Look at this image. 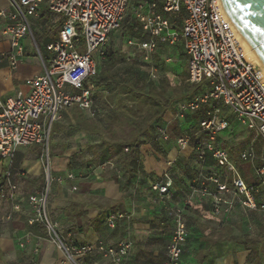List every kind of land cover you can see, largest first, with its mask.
<instances>
[{"label":"built area","instance_id":"built-area-1","mask_svg":"<svg viewBox=\"0 0 264 264\" xmlns=\"http://www.w3.org/2000/svg\"><path fill=\"white\" fill-rule=\"evenodd\" d=\"M6 1L12 11H1L0 18L5 21L2 34L12 50L7 56L9 64L12 69L18 67L24 57L22 41L28 38L36 48L42 73L25 81L28 92L20 91L5 101L0 99V157L12 161L18 149L40 146L49 160L53 126L62 120L65 112L76 107L92 119L97 117L92 79L98 75L99 63L106 59L111 35L119 30L130 0ZM43 9L63 18L58 39L46 47L48 56L42 54L32 27V20L39 19ZM180 16L182 27L175 30L173 22ZM135 17L146 40L128 44L144 51L147 62L159 42L172 45L181 40L187 56L189 83L206 89L176 108V118L182 120L206 110V118L200 121L196 133L176 139L179 150H193L199 166V175L183 205L170 210L174 227L166 264H181L184 245L190 236L185 213L194 197L210 199L216 217L230 213L237 206L249 212H264V156L254 170L258 183L249 184L228 151L218 146L219 137L231 126L230 116L264 141V80L261 71L248 59L238 29L221 0H140ZM157 141H172L168 122L157 128ZM210 159L214 166H210ZM240 159L244 163L257 160L253 144L241 151ZM45 174L44 187L28 197L34 215L31 224L41 222L72 264H84L94 252L100 253L106 264H124L133 247L132 241L124 240L117 246L104 243L80 246L71 233L64 235L58 231L48 215L53 183L49 168ZM73 178L68 176L70 180ZM151 187L160 197H168L174 187L170 170ZM17 190L9 170L0 184V199ZM14 210L18 211L19 206ZM125 219L130 217L112 214L107 225L114 229Z\"/></svg>","mask_w":264,"mask_h":264},{"label":"crops","instance_id":"crops-1","mask_svg":"<svg viewBox=\"0 0 264 264\" xmlns=\"http://www.w3.org/2000/svg\"><path fill=\"white\" fill-rule=\"evenodd\" d=\"M1 11H12L6 0H0ZM44 15L50 23L63 21L60 15H49L46 9H43L40 18ZM180 17L173 22L175 30L182 27L183 19L181 26L178 23ZM39 19L35 20L41 24ZM4 26L5 21L0 18V99L5 101L20 91L28 92L25 81L41 75L42 70L37 53L29 50V46L34 48V45L28 38L22 41L24 57L16 69L11 68L7 56L12 50L8 39L2 34ZM61 27L57 28L55 39L48 38L43 43L47 54L45 56H48L47 45L58 39ZM40 34H44V31ZM111 44L108 46L116 52L115 42ZM162 44L164 42L158 43L155 53ZM183 52L187 63L184 46ZM104 70L108 71L102 68L100 62L99 71L102 73ZM103 89L101 87L99 91ZM72 109L64 113L63 119L55 124L53 130V135L61 138L68 126H71L78 135L70 141H52L53 187L48 205L49 218L58 226L61 234L71 233L75 241L84 245L104 243L117 246L124 240L132 241L133 247L124 264H166L167 247L174 227L170 210L183 205L196 180H190L182 171L187 166L196 167L195 153L192 149L179 150L173 140L159 142V149L148 142L140 148L139 164L132 179L126 183L127 177L120 173L122 167L116 160L95 166L90 163L92 154H81L88 145L100 141H90L92 136L78 130ZM83 114L90 119L86 113ZM64 120L67 123H63ZM165 121L171 129L177 126L186 133L198 130V125L190 119H177L176 109L165 115ZM235 121L230 116L231 126ZM230 128L225 133L230 132ZM259 142L246 141L242 146L239 141H218V146L228 151L231 161L250 184L258 183L254 170L264 156V141L263 146ZM250 144L254 145L257 160L244 163L240 153ZM41 151L40 146H31L18 149L12 161L0 157V184L6 172L11 170L13 181L18 186L15 194L0 199V264H69L49 237L44 225L39 221L31 224L34 215L28 197L43 188L39 182L44 173V156L43 151L40 154ZM77 162L88 163L80 168ZM209 164L215 165L212 159ZM242 166L249 167L255 182L249 180ZM168 170L174 187L168 197H160L151 186ZM69 175L74 178L68 179ZM16 205L19 206L18 211L14 210ZM194 210H198L199 214L194 213ZM112 214H124L130 219L119 221L116 228L111 229L107 225V218ZM185 214L190 236L184 245L181 264H264V212H249L237 206L230 213L216 217L212 213L211 200L196 196ZM90 221H98L96 227L90 228ZM228 226L229 229H226ZM81 229L83 231L80 232ZM84 264L106 262L100 253L94 252Z\"/></svg>","mask_w":264,"mask_h":264},{"label":"trees","instance_id":"trees-1","mask_svg":"<svg viewBox=\"0 0 264 264\" xmlns=\"http://www.w3.org/2000/svg\"><path fill=\"white\" fill-rule=\"evenodd\" d=\"M139 1L130 0L129 2L119 28L123 41L140 43L146 40L143 28L137 21L133 9ZM50 14L51 12H49ZM182 19L180 17L178 21L179 26H181ZM39 21L44 26V34L34 32V35L38 45L42 46L46 39L51 38L53 40L57 37L56 30L62 26L63 21L50 23L45 15ZM102 68H106L108 71L105 72L104 70L101 73L98 70V75L92 79L95 86L94 103L98 109L97 117L88 119L78 108L72 109V115L78 130L92 137H97V141H100L88 145L81 154H92L93 159L90 163L95 166H99L106 161L116 160L123 169H119V171L122 172L123 177H127L126 183H129L140 161V148L149 142L154 145L155 149H159L157 128L166 123L165 115L175 109V103L183 96L176 97L168 94L164 87L154 84L142 75L133 60L127 59L121 50L115 52L111 46H108L106 59L102 61ZM101 87H104L103 91H99ZM185 88L192 94L191 99L187 100L190 101L203 91L204 86L192 85L188 81ZM205 111V109H202L188 115L185 119H190L199 128L200 121L206 118ZM124 126L131 129L129 137L120 136L117 131ZM125 149H129V152H125ZM87 163L77 162L76 165L82 168ZM195 166V168L187 166L182 170L190 180L197 179L199 175V166L196 163ZM39 182L41 184L45 182L44 175L39 178ZM248 183L250 184L249 181ZM193 212L199 214L198 210ZM97 222L90 221V228L96 227ZM81 231L83 230L81 229ZM76 243L80 246L84 245L77 241Z\"/></svg>","mask_w":264,"mask_h":264},{"label":"rangeland","instance_id":"rangeland-1","mask_svg":"<svg viewBox=\"0 0 264 264\" xmlns=\"http://www.w3.org/2000/svg\"><path fill=\"white\" fill-rule=\"evenodd\" d=\"M32 25H33V30L35 33H39V34L43 33L44 26L42 24H39L38 21L33 19ZM113 41L115 42L114 46H115L116 51L121 50V52L126 55L127 59H129L130 61L133 60L135 62V65L141 71L142 75L147 77L154 84L164 87L167 90L168 94L174 95L176 97L183 96L182 99L178 100L175 103V109L177 108L178 103L191 99L192 94H190V91L187 88H185V85L188 82L187 81V78H188L187 63H186L185 55L183 52V45H182L181 40H178L177 42H175V44H172V45L168 43H164L160 45L157 52L154 55H152L150 57V60L147 62L145 61V52L141 51L137 46L129 45L126 41H123L119 30L113 33V36L110 39L109 45H112L111 42ZM244 49H245L247 57L249 58L248 52L245 47ZM29 50L31 52L37 53L35 47L33 48L29 46ZM41 51L44 56L47 55L43 46H41ZM250 61L262 73L260 66H258L257 63L253 61L252 59H250ZM40 69L42 70L41 65H40ZM263 80H264V77H263ZM175 109L173 110L174 112H175ZM62 122L67 123L65 120ZM230 130H229L230 132H227L224 135H222L218 139V141H239L241 143L240 145L242 146L246 144V141H258V142L260 141L259 145L263 144L262 142L263 140L260 137H257L256 133L249 132V130L241 126L238 121L233 122ZM117 131L119 132L120 136H124V137H129V135L131 134V129L125 126L120 127ZM170 132H171L173 141H176L177 138L183 136L184 133H186V132H182L180 128H178L177 126H174L172 129L170 128ZM76 135L78 134L76 133L74 129L71 128V126H68L67 131L63 134L61 138L55 137L53 135V130H52L50 148H49L50 149L49 160L47 159V155L43 153V156H44L43 175L45 176V182L41 184V188L42 186L44 187L46 183L45 171L48 168L51 171V152H52V147H53L52 141H70L71 139H74ZM97 140H98L97 137L90 138V141H97ZM42 151L40 152L41 155H42ZM242 168L244 172L248 175L249 180L251 182H255V179H252L251 171L249 167L242 166ZM214 172H216V169L214 170ZM52 187L53 185L51 186V190H52ZM226 229H229V226ZM65 258L69 264H72L66 255H65ZM81 264H83V262Z\"/></svg>","mask_w":264,"mask_h":264},{"label":"water","instance_id":"water-1","mask_svg":"<svg viewBox=\"0 0 264 264\" xmlns=\"http://www.w3.org/2000/svg\"><path fill=\"white\" fill-rule=\"evenodd\" d=\"M229 18L264 63V0H221Z\"/></svg>","mask_w":264,"mask_h":264},{"label":"bare ground","instance_id":"bare-ground-1","mask_svg":"<svg viewBox=\"0 0 264 264\" xmlns=\"http://www.w3.org/2000/svg\"><path fill=\"white\" fill-rule=\"evenodd\" d=\"M238 34H239V38H240L242 44L244 45V47L246 48V50L248 52L249 58L252 59L253 61H255L258 66H260V68L262 70V75L264 77V63L262 62L260 57L257 55L255 50L249 45V43L246 41V39L243 37V35L240 32Z\"/></svg>","mask_w":264,"mask_h":264}]
</instances>
